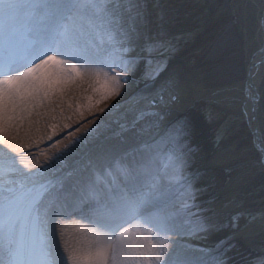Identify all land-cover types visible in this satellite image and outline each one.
<instances>
[{
    "label": "snow or ice",
    "instance_id": "obj_1",
    "mask_svg": "<svg viewBox=\"0 0 264 264\" xmlns=\"http://www.w3.org/2000/svg\"><path fill=\"white\" fill-rule=\"evenodd\" d=\"M166 47L149 30L144 0H0V121L12 123L18 110L48 98L62 83L95 75L103 81L93 91L107 89L104 99L123 90L133 101L130 117L125 112L116 122L118 135L134 140L145 131L150 135L131 150L89 156L82 171L67 173L57 165L66 164L97 129L38 171L27 164L22 171L9 155L16 153L10 144L9 151L0 148V264H225L229 240L197 244L221 225L188 171L189 123L168 121L165 108L176 97L164 96L163 89L145 96L139 86L132 92L135 72L145 88L149 82L155 86L166 66ZM260 55L249 69L241 115L264 163V131L252 127L264 48ZM149 155L171 162L182 197L143 179ZM118 174L123 179H110ZM70 227L75 243L65 238Z\"/></svg>",
    "mask_w": 264,
    "mask_h": 264
},
{
    "label": "bare ground",
    "instance_id": "obj_2",
    "mask_svg": "<svg viewBox=\"0 0 264 264\" xmlns=\"http://www.w3.org/2000/svg\"><path fill=\"white\" fill-rule=\"evenodd\" d=\"M235 5L234 17L239 25L246 56V75L243 80L228 86L205 87L201 74L184 61V64L178 62V68L169 67L166 73H161L155 86L151 83L147 88L141 89V92L145 96L156 95L163 89L164 96L174 95L176 99L165 108L168 121L185 120L191 127L189 144L193 151L188 171L195 177V187L201 190V199L212 207L215 220L221 225L219 231L212 233L207 240L197 241V244L215 246L217 242L225 239L235 241L241 246L226 249L225 264H246L245 254L249 249L246 244L242 245L237 240L238 235H243L244 232L230 230L226 212L219 199L221 192L227 189L222 185L221 169L217 167L219 155L209 156L206 153L210 152L209 124L193 106L195 101L202 98L214 104H235L241 111L244 101L243 89L248 82L249 69L253 61L259 62L262 59H259L258 54L260 49L264 48V28L260 26V20L264 17V0H237ZM178 56H181L180 53ZM173 62L171 60L169 64H174ZM165 77L171 78V86L166 83ZM102 81V76L99 77V82L95 75L77 77L75 81L62 83L50 93L48 98L18 110L16 119L12 123L0 121V140L4 142L0 144V148L9 151L5 145L10 144L16 149V153L9 152V155L17 158L18 166L22 171L27 172L23 164H27L33 171H38L41 165L46 167L51 165L53 157L64 151L65 146L70 145L73 140L85 136L91 129H97L95 134L89 136L81 150L76 152L66 164L57 165L67 173L73 168L82 171L88 164L89 156L95 157L100 152L114 148L131 150L144 141H149L150 135L147 131L135 140L130 134L128 139L118 135L120 130L116 122L124 119L125 112H128L130 117V105L133 101L124 96L123 90L119 95L113 94L104 99L107 89L93 91L94 88L100 89ZM260 81L264 83V65L258 70L255 85ZM263 89L259 92L256 88L258 100L252 123V127L262 131H264V116L259 107L261 103L259 96L264 94ZM132 92L135 93L136 90L132 88ZM113 105L116 107L114 108ZM158 159L159 157L153 155L146 156L142 165L143 179L162 183L165 189L169 188L174 192L175 198L182 197L180 185L171 175V162L168 161L166 165L158 167ZM151 170L153 173L150 177ZM161 177L164 178L162 182ZM110 179L117 181L123 179V176L118 174ZM76 237L77 234L70 227L65 238L69 243H75ZM185 243V241L180 242L182 247ZM3 259L7 260L8 257L5 255Z\"/></svg>",
    "mask_w": 264,
    "mask_h": 264
},
{
    "label": "rangeland",
    "instance_id": "obj_3",
    "mask_svg": "<svg viewBox=\"0 0 264 264\" xmlns=\"http://www.w3.org/2000/svg\"><path fill=\"white\" fill-rule=\"evenodd\" d=\"M236 1L144 0L151 34L159 35L167 43L166 66L162 73L169 67L178 68L179 63L174 61L170 65L169 59L180 53L186 64L201 74L205 87L228 86L243 80L246 75L243 39L237 21L236 26L230 18L231 14L234 17ZM163 4L165 10L162 11ZM184 40L186 44H180ZM184 47L187 49L179 52ZM135 75L137 84L133 89L139 86L141 90L144 85L140 82V72ZM165 80L171 86V78L165 77ZM259 99L264 116V94ZM198 100L193 106L202 114L210 130V152L206 153L219 155L217 167L221 169L222 185L227 187L219 199L230 230L244 232V241L250 249L245 254V263L264 264V163L261 153L254 146L248 121L237 105ZM231 243L241 246L234 241Z\"/></svg>",
    "mask_w": 264,
    "mask_h": 264
},
{
    "label": "water",
    "instance_id": "obj_4",
    "mask_svg": "<svg viewBox=\"0 0 264 264\" xmlns=\"http://www.w3.org/2000/svg\"><path fill=\"white\" fill-rule=\"evenodd\" d=\"M232 15H233V14L230 15V18H231V20H233V21L236 23V19H235L234 17H232ZM236 26H237V23H236ZM237 28H238V27H237ZM186 49H187V47H184V48H183L182 50H180L179 52L185 51ZM258 56H259V59L262 58L261 55H260V52H259ZM258 56H257V57H258ZM171 60H173V61L177 60V62H181V63H183V64L185 63V62H184V59H183L182 57L178 56V55H174L172 58L169 59V61H171ZM261 78H262V76H261ZM255 86H256V88H257V89L259 90V92H260L261 89H263V83H262V81H260L259 84H258V85H255ZM263 90H264V89H263ZM161 159H162V156L159 157L157 165H160V164L164 163V160L160 161ZM167 161H169V160L167 159ZM152 170H153V169H152Z\"/></svg>",
    "mask_w": 264,
    "mask_h": 264
},
{
    "label": "trees",
    "instance_id": "obj_5",
    "mask_svg": "<svg viewBox=\"0 0 264 264\" xmlns=\"http://www.w3.org/2000/svg\"><path fill=\"white\" fill-rule=\"evenodd\" d=\"M174 8H175V7H174ZM160 9H161L162 11L165 10V6H164V4L160 7ZM191 27L193 28V27H194V24H193V25L191 24ZM192 28H189V29H192ZM182 42H183V41H181L180 44H183V45L186 44V40H184V43H182Z\"/></svg>",
    "mask_w": 264,
    "mask_h": 264
}]
</instances>
